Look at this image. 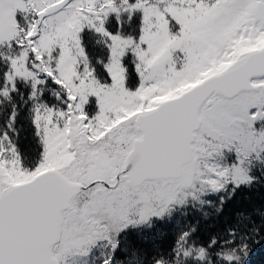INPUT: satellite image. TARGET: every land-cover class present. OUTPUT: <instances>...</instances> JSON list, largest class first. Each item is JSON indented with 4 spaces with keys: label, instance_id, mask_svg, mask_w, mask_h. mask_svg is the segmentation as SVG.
Masks as SVG:
<instances>
[{
    "label": "snow or ice",
    "instance_id": "1",
    "mask_svg": "<svg viewBox=\"0 0 264 264\" xmlns=\"http://www.w3.org/2000/svg\"><path fill=\"white\" fill-rule=\"evenodd\" d=\"M264 0H0V264H254Z\"/></svg>",
    "mask_w": 264,
    "mask_h": 264
},
{
    "label": "trees",
    "instance_id": "2",
    "mask_svg": "<svg viewBox=\"0 0 264 264\" xmlns=\"http://www.w3.org/2000/svg\"><path fill=\"white\" fill-rule=\"evenodd\" d=\"M254 264H264V253H260L254 258Z\"/></svg>",
    "mask_w": 264,
    "mask_h": 264
}]
</instances>
